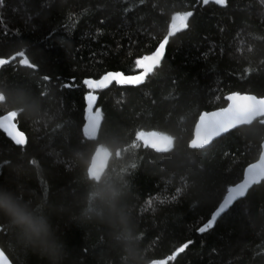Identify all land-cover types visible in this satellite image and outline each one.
Instances as JSON below:
<instances>
[{
	"label": "trees",
	"instance_id": "1",
	"mask_svg": "<svg viewBox=\"0 0 264 264\" xmlns=\"http://www.w3.org/2000/svg\"><path fill=\"white\" fill-rule=\"evenodd\" d=\"M191 10L143 83L94 94L99 122L88 136L82 80L134 73ZM19 51L37 68L12 59ZM0 57L10 61L0 66V116L15 113L27 137L16 146L0 131V248L13 264H146L187 241L168 264H264V180L196 230L258 159L264 117L203 149L188 145L199 114L227 94L264 97V0H3ZM72 77L76 86L63 87ZM144 131L170 147H146ZM98 145L110 159L95 181L87 165Z\"/></svg>",
	"mask_w": 264,
	"mask_h": 264
},
{
	"label": "water",
	"instance_id": "2",
	"mask_svg": "<svg viewBox=\"0 0 264 264\" xmlns=\"http://www.w3.org/2000/svg\"><path fill=\"white\" fill-rule=\"evenodd\" d=\"M187 14L188 12L175 16L171 21L166 34H164V37L180 31L184 27L185 21H189ZM152 59L154 58H142L141 67L145 68V71L151 67ZM143 76L144 72H140L134 77L125 78L117 75L115 78L121 84H135ZM112 78L113 77L111 75L106 77L105 82ZM2 98V95H0V100H2ZM226 99L227 104L224 107L212 109L210 111H203L199 114L196 122H194L195 124L193 126L192 136L188 144L191 149H203L223 134H226L240 126L250 124L256 118L264 117V97H258L251 93L239 94L233 92L227 94ZM15 118L16 114L11 111L2 114L0 116V131H2L14 145L24 146L26 144L25 139H27V137L25 133L18 128ZM98 122V118L93 117L91 114L87 116L85 122V132L87 135L91 136L96 133ZM137 138L146 147L157 151L166 150L171 145L169 137L155 131L141 132L138 134ZM259 146L260 152L258 159L244 168L241 179L234 185H230L228 187L215 209L222 204L230 205L222 212L224 213L237 200L245 197L248 190L253 185L264 180V139ZM109 159L110 154L98 145L94 152H92L89 165H87V175L89 178L99 181L107 169ZM241 193L246 194L241 196ZM210 218L211 215L209 219ZM216 220L213 224H215ZM0 264H13L1 248ZM146 264H165V260L154 259Z\"/></svg>",
	"mask_w": 264,
	"mask_h": 264
},
{
	"label": "snow or ice",
	"instance_id": "3",
	"mask_svg": "<svg viewBox=\"0 0 264 264\" xmlns=\"http://www.w3.org/2000/svg\"><path fill=\"white\" fill-rule=\"evenodd\" d=\"M209 3H214L215 5H219V6H226L227 0H223V2L221 3V0H202V4L203 5H208ZM0 4H3V0H0ZM194 15V10L189 11L187 14L188 20L193 17ZM189 27L188 21H185L184 27L181 30L187 29ZM176 33L170 34L166 37H164L161 41H159L158 45L155 47V49L147 54L142 55L141 57H138L135 61V69H134V73L132 74H125L124 72L121 71H109L106 72L105 74H103L102 76H100L99 78H84L82 80V85L86 88V92L84 95V101H85V106H87L88 103V98H89V93H93L96 94L98 92V90H104L106 88H108L110 85L112 84H117L119 86H137L138 84H141L145 81V79L152 74V72L154 71V69L159 66V64L161 63V60L165 54L166 51V46L169 43V39L170 37H172L173 35H175ZM19 58V60L25 65V66H30V67H35L37 68V65H34L33 63H31L29 61V59L26 57L25 52L24 51H19L17 52L12 59H17ZM142 58H154L152 59L151 62V67L148 68L147 71H145V68L143 67H138V63L142 60ZM10 63V61L7 58H2L0 57V66H3L4 64ZM140 72H144V76L138 80L135 84H129V85H123V84H119L118 80L115 78L117 75L120 77H125V78H129V77H134L136 76L138 73ZM112 76L113 78L110 80H107V82H105V78ZM51 78L49 76H45V80H50ZM75 78L72 77L70 78L69 82H66L63 87H75ZM96 99H98V96L96 95ZM25 143H27V139H25ZM246 193H241L240 195H245ZM230 205H226V204H222L219 205L217 209H215L212 214H211V218L207 220L206 223L203 224L202 227L197 228V232L199 233H204L207 229H210L213 227V223L214 221L217 219V217ZM192 241H187L185 244L181 245L180 247H177L175 249V251L168 256L165 260V264H168V261L174 260L176 258V256L179 253H182L184 251V249L191 244Z\"/></svg>",
	"mask_w": 264,
	"mask_h": 264
},
{
	"label": "rangeland",
	"instance_id": "4",
	"mask_svg": "<svg viewBox=\"0 0 264 264\" xmlns=\"http://www.w3.org/2000/svg\"><path fill=\"white\" fill-rule=\"evenodd\" d=\"M94 100H95V95L93 93H89L86 115L91 114L93 117L99 118L97 111L94 110V102H93Z\"/></svg>",
	"mask_w": 264,
	"mask_h": 264
}]
</instances>
